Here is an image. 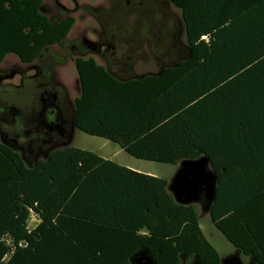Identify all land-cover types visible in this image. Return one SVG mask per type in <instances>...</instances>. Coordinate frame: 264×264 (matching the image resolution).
Here are the masks:
<instances>
[{
  "label": "trees",
  "instance_id": "trees-1",
  "mask_svg": "<svg viewBox=\"0 0 264 264\" xmlns=\"http://www.w3.org/2000/svg\"><path fill=\"white\" fill-rule=\"evenodd\" d=\"M44 0H0V62H32L76 17L51 20ZM189 56L158 73L119 79L78 58L75 126L143 160L206 156L217 176L214 225L264 264V0H170ZM169 180L68 145L28 163L0 142V264H222L196 206ZM34 213L38 224L30 229Z\"/></svg>",
  "mask_w": 264,
  "mask_h": 264
},
{
  "label": "flooded vegetation",
  "instance_id": "flooded-vegetation-1",
  "mask_svg": "<svg viewBox=\"0 0 264 264\" xmlns=\"http://www.w3.org/2000/svg\"><path fill=\"white\" fill-rule=\"evenodd\" d=\"M70 1L73 6H69L62 0H53L59 10L56 19H52L48 15L50 6L43 7L42 11L51 20L60 21L74 16L73 13L82 9L97 18L102 27L101 30H93V38L89 37L90 28H88L78 37L69 39L68 34L63 40L56 43L65 50L71 49V54H75V60L97 55L103 59L105 63L103 65L114 76L125 80L178 65L190 54L188 46L179 52L180 49L176 42L177 22L172 13H163L162 29L158 30L163 34L165 22H169V32L167 33L168 37L172 35L173 38L165 46L164 36L161 34L160 37L157 36V41L151 40L152 37L148 35L146 36L148 38L142 36L144 40L133 37L128 28L117 23L118 21L114 19L115 13L108 11L103 6L93 7L89 3L81 4L78 0ZM117 1L125 5L144 6L147 4V0H115V2ZM163 1L173 4L170 0ZM100 14L104 19L110 20L111 27H108L109 23L100 19ZM160 43L164 44H162L163 47L160 46ZM53 45L42 48L34 61L24 62L29 64L30 73L26 72V69L19 72L17 70L0 72V131L5 141L11 146L19 148L24 159L27 158L29 161L38 159L40 153L48 151L55 145L66 143L72 131L71 121L73 118L75 119L74 101L72 102L67 88L57 79L54 71V65H58L65 57L53 54L50 49ZM145 45L148 47L147 50H144ZM45 54L48 55L45 56ZM173 54L182 58L176 60ZM152 58L157 65L156 70L148 67L140 69L141 71L137 70L136 65L139 64L140 59L144 60L141 62L143 67L149 65ZM37 60L40 62L38 63ZM16 76H20V83L12 81L4 83V80L13 79ZM45 107L46 111H44ZM196 261H192L191 264H195Z\"/></svg>",
  "mask_w": 264,
  "mask_h": 264
},
{
  "label": "rangeland",
  "instance_id": "rangeland-1",
  "mask_svg": "<svg viewBox=\"0 0 264 264\" xmlns=\"http://www.w3.org/2000/svg\"><path fill=\"white\" fill-rule=\"evenodd\" d=\"M64 3L68 4L69 6H73L70 0H62ZM81 4L82 3H89L92 4L93 7L95 6H103L108 11H113L114 19L118 22L123 24L128 30L132 32V36L137 38L138 40H144L142 36L152 37L151 40L157 41V36L160 34L164 36L165 46H167L169 41H172L173 36L168 37L169 32V22H165L166 26H164L163 34L158 32L161 30V25L163 24V13L167 12L169 14H173L175 17V21L177 22V45L179 46L180 51L181 49H185L188 46L186 41V30L183 21V17L181 14L180 9L175 7L173 4H169V2H165L163 0H147V4L144 6L140 5H125L120 1L115 2V0H78ZM50 6V11L48 15L52 19H56L58 17V8L54 5L53 0H44L43 7ZM117 13V14H116ZM76 17V22L71 29L68 37L69 39H73L78 37L82 34L86 29L90 28L89 30V37H94V29L101 30L102 27L100 23L97 21V18L92 16L87 11H83L82 9L78 10L77 12L73 13ZM100 19L105 23H109L108 27H111L110 20L107 18H103L100 14ZM110 18V17H109ZM158 32V33H157ZM148 38V37H146ZM160 40V39H159ZM175 40V39H174ZM163 44V43H162ZM160 43V46L163 47ZM159 46V48H160ZM167 48V47H165ZM53 54L59 55L60 57L64 56V60L60 62L58 65H54V71L56 73L57 79L65 85L68 90L70 99L72 102L74 99L80 94L81 87L78 78V73L76 69V60L74 59L75 54H71V49L65 50L59 45L55 44L51 48ZM147 45L144 46V50H147ZM141 50V48H139ZM48 54H45V56ZM62 55V56H61ZM143 56L148 57L147 55L143 54ZM176 60H179L182 57H177L173 54ZM97 61L101 64H105L103 59L99 56H94ZM153 58L150 60V66L156 68L155 61L153 62ZM175 60V59H174ZM139 64L136 65L138 71L140 69H144L146 67H142V63L144 62L143 59L139 60ZM39 63L40 60H37ZM144 65V64H143ZM144 65V66H149ZM25 71L30 73L31 68L29 67L28 63H24L20 60V58L15 53H9L5 59L0 62V72H14V71ZM147 69V68H146ZM16 74H18L16 72ZM8 78V77H7ZM12 81L13 83H20V76H16L15 78H8L4 80V83H8ZM102 137L91 136L79 129H74L72 141L69 143H61L59 145H55L51 147L48 151H44L39 154V158H45L51 150L56 148H61L67 145H74L76 147H80L83 149L91 150L96 153L100 154H112L114 158L127 166L133 167L135 170L139 171H146L150 172L156 176H161L170 180H173L176 176L177 170L181 164H167V163H160L155 161L143 160L133 157L126 151H124L117 143L111 142ZM0 142H5V138L0 131ZM103 143H106L103 144ZM13 147V146H12ZM15 150L20 151L19 148L13 147ZM22 153V152H21ZM26 158V157H25ZM26 161L30 163L26 158ZM194 205L196 206V210L199 216V221L203 228L204 234L208 238V240L212 243L213 246L219 251L221 257H225L231 254H234L237 251V248L234 244L228 240V238L213 224L212 218L210 215L209 210L205 209V199L201 201L195 202ZM39 222V217L32 213L30 220H29V228H34ZM244 264H251V258L249 256L241 255ZM190 264V262H188ZM255 264V263H254Z\"/></svg>",
  "mask_w": 264,
  "mask_h": 264
},
{
  "label": "water",
  "instance_id": "water-1",
  "mask_svg": "<svg viewBox=\"0 0 264 264\" xmlns=\"http://www.w3.org/2000/svg\"><path fill=\"white\" fill-rule=\"evenodd\" d=\"M46 111V107L44 108ZM72 131L76 127L74 118L71 121ZM72 131L67 143L72 140ZM11 146L10 143L4 142ZM177 202L191 204L205 199V209L210 210L215 199L217 176L210 168V160L203 156L197 160H184L177 170L176 176L168 186ZM242 252L237 250L234 254L222 258V264H244ZM136 264H157L153 258L142 251L140 256L134 257ZM195 264H199L198 261Z\"/></svg>",
  "mask_w": 264,
  "mask_h": 264
},
{
  "label": "crops",
  "instance_id": "crops-1",
  "mask_svg": "<svg viewBox=\"0 0 264 264\" xmlns=\"http://www.w3.org/2000/svg\"><path fill=\"white\" fill-rule=\"evenodd\" d=\"M143 67H147V66H143ZM148 68H150V69H154V70H156V68H157V65H156V68H154V67H152V66H148ZM158 72H161V71H158ZM158 72H153V73H158ZM80 87H81V85H80ZM80 94H81V91H80ZM80 94L78 95V96H80ZM77 96V97H78ZM75 100V99H74ZM74 129H76V127L74 128ZM74 129H73V131H74ZM73 131H72V137H73ZM90 135V134H89ZM91 136H93V135H91ZM96 137H98V136H96ZM103 138V137H102ZM106 139V142H108L107 140H109V139H107V138H105ZM72 141V140H71ZM109 141H111V140H109ZM111 142H113V141H111ZM115 143V142H114ZM103 144H105L106 145V143H103ZM119 145V144H118ZM68 146V145H67ZM120 146V145H119ZM121 147V146H120ZM122 148V147H121ZM123 149V148H122ZM124 150V149H123ZM125 151V150H124ZM99 155H101V156H103V157H105V158H107V159H111V160H114V161H116V162H118L115 158H114V156L112 155V154H100V153H98ZM134 157V156H133ZM119 164H121V165H124V166H127V165H125V164H122V163H120V162H118ZM181 164V163H180ZM127 167H129L130 168V166H127ZM131 169H133V167H131ZM135 170V169H134ZM137 171H139V170H137ZM140 172H142V171H140ZM143 173H146V174H150V175H154V174H152V173H150V172H146V171H143ZM167 179V178H166ZM169 180V179H168ZM169 184H170V180H169ZM173 194V193H172ZM200 225H201V223H200ZM202 227V226H201ZM203 229V228H202ZM204 232V231H203ZM242 255V254H241ZM251 264H254L253 262H252V260H251Z\"/></svg>",
  "mask_w": 264,
  "mask_h": 264
}]
</instances>
